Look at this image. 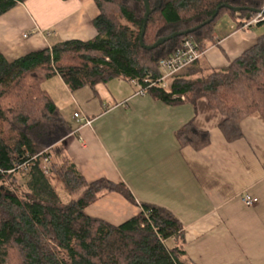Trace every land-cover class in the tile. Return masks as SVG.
<instances>
[{
  "label": "trees",
  "instance_id": "16d2710c",
  "mask_svg": "<svg viewBox=\"0 0 264 264\" xmlns=\"http://www.w3.org/2000/svg\"><path fill=\"white\" fill-rule=\"evenodd\" d=\"M20 1L0 0V15ZM94 1L99 10L93 18L94 38L60 40L14 60L0 53V264H194L183 259L184 225L164 207L142 204L141 212L119 225L85 212L112 191L136 200L124 182L85 178L62 143L73 127L42 83L59 74L73 91L118 78L135 79L147 87L146 79L156 81L163 75L160 61L185 40L203 52L219 46V20L228 15L237 28H245L258 16L251 8L263 9L264 0H149L146 45L205 23L221 4L244 8L223 7L210 23L154 49L140 43L144 0ZM263 24L264 19L248 28ZM147 91L169 104L207 99L225 116L221 128L227 138L237 139L243 119L253 113L264 117V33L227 66L195 62L178 71L167 88L153 85ZM177 138L197 150L211 141L210 133L193 121L177 132ZM27 154L38 157L21 172V186L17 173L8 171L27 160ZM50 175L59 177L68 201L57 193Z\"/></svg>",
  "mask_w": 264,
  "mask_h": 264
},
{
  "label": "crops",
  "instance_id": "0c3cea01",
  "mask_svg": "<svg viewBox=\"0 0 264 264\" xmlns=\"http://www.w3.org/2000/svg\"><path fill=\"white\" fill-rule=\"evenodd\" d=\"M94 0H26L0 15V53L14 60L60 40L96 36ZM217 32L219 46L203 52L200 64L224 67L257 43L254 27L237 28L228 15ZM225 17V16H224ZM223 18V17H222ZM205 73L208 70L205 69ZM59 99L73 132L63 141L85 178L124 182L136 202L112 191L86 207L95 218L119 225L142 210V204L164 207L184 225L186 255L194 264H264V117L253 113L239 123L242 136L230 140L221 128L225 116L207 99L196 104H169L113 82L71 90L59 74ZM133 84V83H132ZM137 87V86H136ZM138 88V87H137ZM135 90V91H134ZM73 103L67 115L64 99ZM183 99V98H182ZM80 111L92 120L79 121ZM193 121L210 133L211 141L197 150L181 145L177 132ZM257 197L248 206L243 195Z\"/></svg>",
  "mask_w": 264,
  "mask_h": 264
},
{
  "label": "built area",
  "instance_id": "2783aa9c",
  "mask_svg": "<svg viewBox=\"0 0 264 264\" xmlns=\"http://www.w3.org/2000/svg\"><path fill=\"white\" fill-rule=\"evenodd\" d=\"M263 19H264V15L258 14V16L254 18L253 20H251L247 25L254 24ZM202 55H203V52L200 51L196 47L195 43L192 40L187 39L182 43L181 47L178 48V50L172 56L168 58H164L160 61L159 65L163 71V75L156 81L146 79L145 83L148 84L149 87L153 85H159L164 88H167L171 81V78L178 71H180L181 69H183L189 64L200 62ZM130 81L138 87L137 94H140V95L147 94L148 86L146 87V86H143L142 84H139L137 80L135 79L130 80ZM182 98L184 99L185 96H182ZM74 116L79 121L84 120L85 124L87 125L91 124L92 122L91 119L83 115L80 111L75 112ZM27 156H29L27 160L21 163H18L15 168L9 170L8 172L17 173V174L21 173L24 170H27L30 166H32L35 159L38 157V156H30L29 154H27ZM44 161L46 163H49L48 158H44ZM243 200L245 204H247L248 206H254L256 203L259 202V199L257 197H252L248 194L243 195ZM142 225H144V223Z\"/></svg>",
  "mask_w": 264,
  "mask_h": 264
},
{
  "label": "rangeland",
  "instance_id": "374dc122",
  "mask_svg": "<svg viewBox=\"0 0 264 264\" xmlns=\"http://www.w3.org/2000/svg\"><path fill=\"white\" fill-rule=\"evenodd\" d=\"M26 0H22L20 1L19 3H24ZM18 4V3H17ZM227 22V16L221 18L219 20V23H218V27H217V32H221V30H225V26L227 25L226 24ZM251 32L255 33L256 36L264 33V24L263 25H258V26H254V28L251 30ZM113 84L115 85H118L119 87H127V88H133L135 89L136 91L138 90V88L136 87V85L128 82V81H115L113 82ZM43 87H45L46 89H55V91L58 93L59 95V99L64 97V87H62V84L60 83V81L55 78V77H50L48 78L47 80L43 81L42 83ZM134 90V91H135ZM65 98V97H64ZM65 102L67 103V105L65 106V112L67 113V115L69 116V114H72L73 113V109H74V106H73V103L70 102L69 99H64ZM64 111V110H63ZM70 117V116H69ZM50 180H51V183L53 185V187L55 188V190L57 191V193L60 195V197L64 200V201H68L70 199V195L68 193V191L65 189V187L63 186L61 180L59 179L58 176H54V175H50ZM15 179L17 180L18 184L21 186H23L22 184L24 183V178H23V174L22 173H18L15 175ZM169 245H171V241L168 242Z\"/></svg>",
  "mask_w": 264,
  "mask_h": 264
},
{
  "label": "water",
  "instance_id": "95a60500",
  "mask_svg": "<svg viewBox=\"0 0 264 264\" xmlns=\"http://www.w3.org/2000/svg\"><path fill=\"white\" fill-rule=\"evenodd\" d=\"M144 4H145L146 12H145V18H144L143 28H142V31H141V34H140V43L146 49H154V48H157L158 46L162 45L166 41H169V40L174 39L176 37H179V36H182V35H186V34H189V33H192L194 31H196L197 29L203 27L205 24H208L211 21H213L215 19V17L219 14L220 9L223 8V7H227L229 9H232V10H235V11H240V10L244 9L242 7L233 6V5L228 4V3L221 4V5H219L217 7V9L215 10L213 16L209 20H207L205 23L200 24V25H198V26H196L194 28H191V29H188V30H185V31L173 32L172 34H170L168 36H165V37L160 38L159 40H157L152 45H146L145 42H144V35H145V31H146V25H147V22H148L150 13H151V8H150V1L149 0H144ZM251 9L252 10H256L258 14L264 15V8L261 9V10H259V9H253V8H251Z\"/></svg>",
  "mask_w": 264,
  "mask_h": 264
}]
</instances>
